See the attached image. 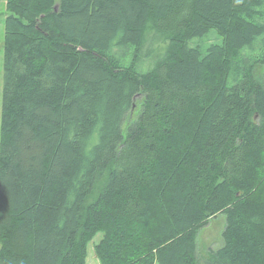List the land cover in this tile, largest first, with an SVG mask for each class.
Returning a JSON list of instances; mask_svg holds the SVG:
<instances>
[{"label":"trees","instance_id":"16d2710c","mask_svg":"<svg viewBox=\"0 0 264 264\" xmlns=\"http://www.w3.org/2000/svg\"><path fill=\"white\" fill-rule=\"evenodd\" d=\"M3 3L0 264H264V0Z\"/></svg>","mask_w":264,"mask_h":264},{"label":"rangeland","instance_id":"374dc122","mask_svg":"<svg viewBox=\"0 0 264 264\" xmlns=\"http://www.w3.org/2000/svg\"><path fill=\"white\" fill-rule=\"evenodd\" d=\"M5 17H6V11L3 3L1 6V13H0V110H1V87H2V49H3V39L5 34ZM145 32L152 37V42L150 44V47H152L155 50H160V49L162 50L165 44L162 34L155 32L154 29L149 25L146 28ZM201 39H202L201 42L204 45L206 43L215 42L219 40L217 36L213 34L207 37H203ZM112 49L118 54V56L124 58L125 61L130 60L132 49L125 47H116L115 45L113 46ZM151 57H152L151 51L147 52L144 57L143 56L141 57V61H139L140 70L149 68V66L152 64ZM255 75L260 80L263 78L264 65L256 66ZM142 105H143V101L142 99H139L136 102L135 107L124 116L121 123L123 136H125L129 131V129L136 124L139 117V113L142 109ZM105 177H106L105 175H102L100 177L97 189H99L101 185L104 183ZM224 226H225V215L219 213L216 216L210 217L207 224L198 230L196 236V243H197L196 264L209 263L212 254L221 245ZM101 237H102V233L98 232L88 244L86 264H100L98 258L95 255L94 244L97 243Z\"/></svg>","mask_w":264,"mask_h":264},{"label":"water","instance_id":"95a60500","mask_svg":"<svg viewBox=\"0 0 264 264\" xmlns=\"http://www.w3.org/2000/svg\"><path fill=\"white\" fill-rule=\"evenodd\" d=\"M55 8H57V5L55 6Z\"/></svg>","mask_w":264,"mask_h":264}]
</instances>
